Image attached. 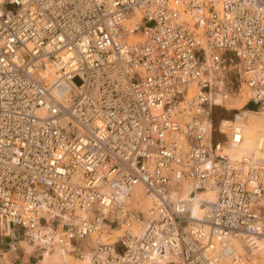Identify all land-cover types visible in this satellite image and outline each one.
Listing matches in <instances>:
<instances>
[{
    "label": "built area",
    "instance_id": "2783aa9c",
    "mask_svg": "<svg viewBox=\"0 0 264 264\" xmlns=\"http://www.w3.org/2000/svg\"><path fill=\"white\" fill-rule=\"evenodd\" d=\"M243 94L264 111V0H0V264L260 259L264 165L211 115Z\"/></svg>",
    "mask_w": 264,
    "mask_h": 264
},
{
    "label": "bare ground",
    "instance_id": "6f19581e",
    "mask_svg": "<svg viewBox=\"0 0 264 264\" xmlns=\"http://www.w3.org/2000/svg\"><path fill=\"white\" fill-rule=\"evenodd\" d=\"M246 99L247 95L243 94L242 100L237 103L236 108L241 109ZM215 101L218 102L217 99ZM259 111L264 112L261 109ZM255 112H242L236 114L232 121L219 122L218 131L225 136V140L220 144L219 151H216L217 155H227L234 160L246 159L252 164L264 165V113ZM233 132H239L241 135V142L236 146L229 143ZM181 191V199L189 202L188 211L192 218L199 219L205 215L215 200L212 190L195 189L184 184ZM258 246L257 255L260 259L250 258L246 264H264V241L259 240ZM41 258L43 264H70L69 259L48 249L43 251Z\"/></svg>",
    "mask_w": 264,
    "mask_h": 264
},
{
    "label": "crops",
    "instance_id": "0c3cea01",
    "mask_svg": "<svg viewBox=\"0 0 264 264\" xmlns=\"http://www.w3.org/2000/svg\"><path fill=\"white\" fill-rule=\"evenodd\" d=\"M246 103V102H245ZM244 103L243 107L239 110L237 109H226L223 107H218L216 106L217 110H218V114H219V118L217 120V127L219 126V122L221 121H232L235 118L236 114L242 113V112H249V111H253L255 112L256 110H252V109H247L248 106L252 103V102H247L246 104ZM249 110V111H247ZM211 115H213V109L211 112ZM233 115L234 118L230 119L229 116ZM212 120H213V116H212ZM0 239H5L6 242V246L9 244L10 240L8 238H0ZM2 245V243L0 242V246L3 248V250H6V246ZM35 254L38 255V253H36L35 251H27L24 248H19V250L17 251V253L15 254V256H12V264H38L39 258L37 256V258H34Z\"/></svg>",
    "mask_w": 264,
    "mask_h": 264
},
{
    "label": "rangeland",
    "instance_id": "374dc122",
    "mask_svg": "<svg viewBox=\"0 0 264 264\" xmlns=\"http://www.w3.org/2000/svg\"><path fill=\"white\" fill-rule=\"evenodd\" d=\"M240 100H242V99H236V100H231L230 102H229V104L228 105H226V109H237V110H239L238 108H236V105H237V103L238 102H240ZM246 102V101H245ZM230 105V106H229ZM232 105V106H231ZM235 106V107H234ZM219 107V106H218ZM224 108V107H223ZM247 109H252V110H256V111H258V112H255V113H264V112H262V111H259L260 109H261V106L260 105H258V104H255V103H251L249 106H248V108ZM247 111H249V110H247ZM249 112H253V111H249ZM262 115V114H261ZM264 115V114H263ZM213 120H212V122H213V124H214V128H216V129H218V127H217V120H218V118H219V114H218V110L216 109V108H214L213 109ZM230 117V119H233L234 118V116L233 115H231V116H229ZM218 135H220V134H218ZM221 136V139H222V141H224L225 140V136L224 135H220ZM221 139H219V138H216L215 137V141H221ZM223 143V142H222ZM221 143V144H222ZM224 145V144H223ZM14 236L15 237H17V238H20V233L19 232H15V234H14ZM0 242L2 243V245H5L6 244V242H7V240L5 241V239H0ZM6 246V245H5ZM24 248H25V250H27L28 252L29 251H32V248H28L27 246H24ZM37 253H40L41 254V252L40 251H38ZM39 255V254H38ZM37 254H35V256H34V258H37V256H38ZM42 256H38V258H39V261H38V264H43V262H41L42 261V258H41Z\"/></svg>",
    "mask_w": 264,
    "mask_h": 264
},
{
    "label": "trees",
    "instance_id": "16d2710c",
    "mask_svg": "<svg viewBox=\"0 0 264 264\" xmlns=\"http://www.w3.org/2000/svg\"><path fill=\"white\" fill-rule=\"evenodd\" d=\"M214 108H216V107H214ZM217 109V108H216Z\"/></svg>",
    "mask_w": 264,
    "mask_h": 264
}]
</instances>
